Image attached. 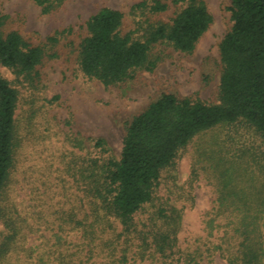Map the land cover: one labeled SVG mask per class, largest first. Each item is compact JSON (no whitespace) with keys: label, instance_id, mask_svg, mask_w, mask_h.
<instances>
[{"label":"rangeland","instance_id":"374dc122","mask_svg":"<svg viewBox=\"0 0 264 264\" xmlns=\"http://www.w3.org/2000/svg\"><path fill=\"white\" fill-rule=\"evenodd\" d=\"M144 1L153 3L47 0L41 5L36 0H0V13L8 16L4 31L17 30L45 51L33 83L0 64V74L19 90L21 126L3 199L0 246L9 243V248L0 247V264H232L238 257L241 236L235 215L219 210L214 164L218 156L238 160L248 150L241 159L259 174L252 159L262 154L264 142L243 124L201 133L162 172L152 204L139 217L148 220L160 206L181 211L172 252L162 255L152 247L142 248L136 236L122 234L113 217L93 229L91 217L80 225L68 220L73 210L79 219L91 211L79 178L82 170L92 159L99 164L118 160L128 123L162 93L219 102L220 43L233 23L231 0H203L213 22L191 53L159 45L154 52L162 59L153 70L139 71L133 80L116 85H105L81 71L79 44L88 34L87 21L101 8L120 10L126 33L136 30L140 21L169 22L183 6L162 0L168 9L153 13L147 4L140 5ZM141 35L142 31L134 37ZM98 139L105 141L103 146L95 145ZM13 228L18 232L10 239ZM261 231L264 251V225Z\"/></svg>","mask_w":264,"mask_h":264},{"label":"trees","instance_id":"16d2710c","mask_svg":"<svg viewBox=\"0 0 264 264\" xmlns=\"http://www.w3.org/2000/svg\"><path fill=\"white\" fill-rule=\"evenodd\" d=\"M46 1L36 0L41 5ZM172 2L183 6L169 22L140 21L136 30L126 33L122 32L123 13L111 7L101 8L87 21L88 34L79 44L81 71L105 85H116L133 80L139 71L153 70L162 59L154 52L159 45L193 52L213 16L203 0ZM146 4L147 1L140 3ZM148 6L153 13L168 9V3L162 0H153ZM229 9L233 23L220 43L219 102L162 93L128 123L118 160L110 158L99 164L92 159L82 170L79 178L91 211L86 219H79L73 210L69 221L80 225L91 217L93 229L113 217L121 224L122 234L136 236L142 248L152 247L166 255L176 247L181 211L160 206L146 221L139 215L152 204L162 172L174 164L179 152L196 136L222 125H246L264 142V0H231ZM7 20L8 16L0 13V64L33 83L45 51L17 30L5 32ZM140 31L142 38L134 37ZM18 105L19 90L0 74V219L20 144ZM104 142L98 139L95 145L103 146ZM245 152L249 151H243L238 160L219 156L215 160L219 210H230L235 215V229L241 236L238 257L232 264H262L264 151L260 155L254 152L252 159L259 174L246 158L241 159ZM14 228L10 239L18 232ZM86 233H90L89 229ZM8 246L5 243L0 247L5 251Z\"/></svg>","mask_w":264,"mask_h":264}]
</instances>
